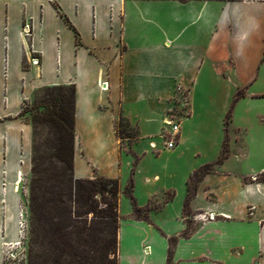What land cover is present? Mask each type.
I'll return each mask as SVG.
<instances>
[{"label":"crops","instance_id":"obj_1","mask_svg":"<svg viewBox=\"0 0 264 264\" xmlns=\"http://www.w3.org/2000/svg\"><path fill=\"white\" fill-rule=\"evenodd\" d=\"M59 86L75 87V178L120 183L118 264H264V0H0V264L32 159L24 108ZM231 108L227 157L186 215ZM122 119L133 135L120 136ZM167 119L180 124L174 149ZM132 179L149 221L133 217Z\"/></svg>","mask_w":264,"mask_h":264},{"label":"rangeland","instance_id":"obj_2","mask_svg":"<svg viewBox=\"0 0 264 264\" xmlns=\"http://www.w3.org/2000/svg\"><path fill=\"white\" fill-rule=\"evenodd\" d=\"M44 89L35 94L34 100L42 97ZM30 118L29 114H25L26 122L30 123ZM123 129L130 134L134 133L127 121H124ZM52 141V136L45 129H39L36 138L32 135L31 164L22 179V206L28 222L24 241L27 264H97L101 245L99 238L103 231V220L98 216L107 210L104 198L89 192L90 180H83L81 190L78 191L75 180H71L64 166L53 157ZM34 146L41 155L35 167ZM237 157L233 155L228 164L229 169L236 168ZM98 178L100 176L93 180L97 181ZM92 203L100 214L90 211L88 204ZM146 214L141 213L139 217L134 214L133 217L143 219ZM185 214H191L189 208ZM189 223L184 236H188L195 228L191 221ZM117 257L116 254L109 256L111 260Z\"/></svg>","mask_w":264,"mask_h":264},{"label":"trees","instance_id":"obj_3","mask_svg":"<svg viewBox=\"0 0 264 264\" xmlns=\"http://www.w3.org/2000/svg\"><path fill=\"white\" fill-rule=\"evenodd\" d=\"M243 92H239L236 96V100L244 97ZM29 114L31 116L30 123L33 127L34 138L39 134V129L47 130L48 134L52 136L53 144V157L56 158L59 163L64 166L70 176L75 180V185L78 191L81 190L83 180H77L74 176V153H75V87L74 86H59L48 87L43 91L41 98H37L28 107L24 108L23 115ZM232 118V108L229 110L226 116V139L223 144V152L221 158L216 164H207L197 170L190 178L188 182V195L185 204V210L189 208L190 202L196 195L198 185L205 175L211 173L214 167L223 163L228 154L229 135L228 128ZM124 121L121 120L119 124L120 136L125 137L130 134L123 129ZM129 126V124H128ZM129 128H131L129 126ZM132 129V128H131ZM133 130V129H132ZM134 131V130H133ZM35 143V140H34ZM41 155H39L38 148L34 146L33 163L34 167L39 163ZM89 192L100 194L104 198V204L107 207L105 212H98L96 206L88 204L90 211L98 215L103 220L101 242L99 248V259L97 264H118V257L115 260L109 258L110 254H116L118 256V230H119V195H120V183L116 179H108L100 177L97 181L90 180ZM134 181L130 182L126 193L133 205L134 214L139 217L141 213H147L143 218L148 220V210L142 209L137 206L136 200L133 195ZM109 234V236H106ZM170 259L172 255V248L176 243V239H170Z\"/></svg>","mask_w":264,"mask_h":264},{"label":"built area","instance_id":"obj_4","mask_svg":"<svg viewBox=\"0 0 264 264\" xmlns=\"http://www.w3.org/2000/svg\"><path fill=\"white\" fill-rule=\"evenodd\" d=\"M23 33L27 38L32 37V26L30 23H26L23 27ZM33 65L39 64V59L33 57L31 59ZM107 89L106 83L103 84V88ZM165 130L161 135V138L165 141V146L168 149H174L177 146L178 137L180 135V124L172 119L165 121ZM153 148H156L154 143L151 144ZM28 222L24 215L23 206L20 211L19 220V234L18 239L13 242H5L2 248L3 264H27V253L24 245V241L27 237Z\"/></svg>","mask_w":264,"mask_h":264}]
</instances>
